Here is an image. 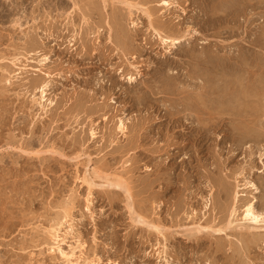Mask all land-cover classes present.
Returning <instances> with one entry per match:
<instances>
[{
    "label": "rangeland",
    "instance_id": "374dc122",
    "mask_svg": "<svg viewBox=\"0 0 264 264\" xmlns=\"http://www.w3.org/2000/svg\"><path fill=\"white\" fill-rule=\"evenodd\" d=\"M167 1L0 0V264H264V0Z\"/></svg>",
    "mask_w": 264,
    "mask_h": 264
},
{
    "label": "bare ground",
    "instance_id": "6f19581e",
    "mask_svg": "<svg viewBox=\"0 0 264 264\" xmlns=\"http://www.w3.org/2000/svg\"><path fill=\"white\" fill-rule=\"evenodd\" d=\"M129 2V0H128ZM164 3H168L167 0H164ZM127 4V2H126ZM130 6V5H129ZM131 7V6H130ZM148 13V12H147ZM148 16H150V14H148ZM149 18V17H148ZM160 35V33H159ZM162 35V34H161ZM126 36V35H124ZM160 38V37H159ZM161 40L162 42H167V43H172V44H175L177 43L179 40L178 38L176 37H172L170 35H165V36H161ZM205 52V51H204ZM208 55V54H207ZM215 56V54H214ZM204 57V56H203ZM207 58V57H206ZM219 64V63H218ZM252 66V65H251ZM7 75V74H6ZM8 76V75H7ZM130 78V77H129ZM207 78V77H206ZM208 79V78H207ZM236 79V78H235ZM212 85V84H211ZM221 85V84H220ZM46 85L45 84H42L41 86H39V91H40V96H39V104L42 106V111H46L48 110V108L50 107V105L52 104L53 102V99L51 98H45V92H46ZM229 87V86H228ZM230 88V87H229ZM209 91V90H208ZM212 92V91H211ZM224 92V91H223ZM232 92V91H231ZM215 93V92H214ZM233 93V92H232ZM243 93V92H242ZM217 94V93H216ZM212 95V94H211ZM223 95V93H222ZM231 95V94H230ZM235 95V93H234ZM241 95V94H240ZM236 97V96H235ZM228 98V97H227ZM234 98V97H233ZM219 99V98H218ZM36 100V101H37ZM214 101V100H213ZM223 101V100H222ZM241 101V100H240ZM238 101V102H240ZM244 101V100H243ZM221 102V101H220ZM249 102V101H248ZM247 103V102H246ZM217 104V103H216ZM227 104V103H226ZM242 104V103H241ZM218 105V104H217ZM230 106V105H229ZM191 107V106H189ZM205 107V106H204ZM215 107V106H214ZM217 107V110L215 111H212L209 113V116L213 117V118H216L217 120L223 118L222 117V114H225L223 113L222 111V108L220 109L219 108V105L216 106ZM221 107V105H220ZM188 108V107H187ZM185 108V109H187ZM241 108V107H240ZM193 109V108H192ZM204 109V108H203ZM216 109V108H215ZM178 110V109H177ZM194 110V109H193ZM206 110V109H205ZM227 110V109H226ZM229 110V109H228ZM197 111V110H196ZM199 111V110H198ZM234 111V110H232ZM239 111V110H238ZM194 112V111H192ZM201 111H199L200 113ZM241 113V112H240ZM198 114V112L196 113ZM235 115V113H233ZM201 115V113L199 114ZM199 115H198V118H199ZM203 115V114H202ZM243 115V114H242ZM237 117V116H236ZM212 118V119H213ZM201 119V118H200ZM199 119V120H200ZM236 119V118H235ZM245 119V118H244ZM205 120V119H204ZM209 120V119H208ZM119 129L121 130V132H124L125 130H127V128L125 129V123L122 122L120 120L119 122ZM92 135H94V131L91 132ZM126 134V133H124ZM93 174L94 176H98V177H101V178H104V180L106 179L107 180V183L108 184H111V185H116V186H119V187H122L123 189H125L127 192H130L125 181L122 180L123 178H120V177H114V178H109L108 175L106 176H101L97 173L96 170H93ZM88 175V174H87ZM119 176V175H118ZM90 178V177H89ZM86 179L84 181H86L88 183L89 186H92L94 184V181L92 179ZM96 185V184H95ZM223 185V184H222ZM249 185V184H248ZM252 185V184H251ZM250 185V186H251ZM94 186V185H93ZM103 188V187H102ZM121 190V189H120ZM125 191V192H126ZM126 192V193H127ZM225 192V191H224ZM131 196V194H129ZM237 192H235V199L238 197L237 196ZM256 198V197H255ZM232 200V199H231ZM228 205V204H227ZM236 205V203H235ZM66 206V205H65ZM130 206V205H129ZM231 206V205H230ZM237 206V205H236ZM232 210H231V215L233 216H236V213H237V208L238 207H235V206H232ZM132 212V211H131ZM133 213V212H132ZM134 214V213H133ZM68 217H70V214L68 213V210H64L63 212V215L61 218L57 219V220H54L49 226H46L47 228H45V235L47 236V238L50 240L49 241V251L50 253L52 252H57L58 255L61 257V259H63L66 264H96V260H93V259H88L86 256V258L84 257V252H83V249H81V247L83 246L82 243L80 242H77V244L75 245H72L70 244V248L69 249H64L62 247V244L65 243V235L64 233L62 232L63 231V226L65 225V223H68L69 222V219ZM135 219L137 222L140 221L142 224L145 223L146 225L148 226H152V227H155V229L159 228L158 226H155L154 224L150 223L149 221H147L143 216L141 215H136L134 216ZM233 221H237V224H236V227L238 228H241V229H245L247 231L250 232V234L252 235H255L257 236L258 234H264V211H258L256 210V207H255V200H250L248 201L245 205H244V208L242 210V213H241V216L233 220H229L228 221V225L229 227L232 225ZM193 223V222H192ZM235 223V222H234ZM194 224V223H193ZM196 224H199V223H196ZM195 224V225H196ZM216 225V224H215ZM234 225V224H233ZM66 226V225H65ZM227 226V225H225ZM192 227V226H191ZM190 227V228H191ZM206 227V226H205ZM68 228H70L72 230V224L69 223L68 225ZM202 228H204L202 225H197L195 228H191L189 230L190 232L192 231H198V230H201ZM222 228V227H221ZM224 229V228H223ZM222 229V230H223ZM44 230V229H43ZM216 230V229H215ZM218 230L220 231V228H218ZM157 231V230H156ZM41 232V231H40ZM68 232V231H65V233ZM159 232V231H158ZM248 232V233H249ZM160 233V232H159ZM246 238V237H245ZM254 240V239H253ZM77 241V240H76ZM244 243V242H243ZM244 245V244H243ZM84 248V246L82 247ZM76 249H79V254H77L78 252H76ZM56 254V253H55ZM98 264V262H97Z\"/></svg>",
    "mask_w": 264,
    "mask_h": 264
}]
</instances>
